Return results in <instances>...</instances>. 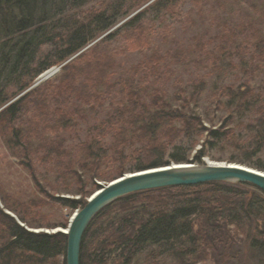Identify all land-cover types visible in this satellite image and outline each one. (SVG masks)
<instances>
[{
    "label": "trees",
    "instance_id": "trees-1",
    "mask_svg": "<svg viewBox=\"0 0 264 264\" xmlns=\"http://www.w3.org/2000/svg\"><path fill=\"white\" fill-rule=\"evenodd\" d=\"M84 1L0 0V135L26 163L38 193L48 194L35 160L49 164L59 192L78 196H49L73 212L86 204L89 188L100 187L97 181L122 176L131 157L140 160L134 169L157 167L169 163L163 158L173 147L174 161H188L175 144L185 135H205L195 162L207 146H233L244 158L231 161L264 171V87L223 82L233 69L263 74L264 80V0L254 1L233 27L219 21L213 47L197 37L164 52L153 46L154 22L165 23L181 0H130L122 13L70 10ZM120 16L125 21L113 29ZM44 46L50 48L46 55ZM135 51L144 57L114 76L119 58ZM59 66L57 76L32 87L43 72ZM175 66L210 73L183 85L177 79L171 92L166 82ZM204 91L225 110L217 127L205 125V113L197 110ZM107 94L113 100L102 126L111 143L89 136L69 148L65 134L82 115L101 108ZM245 115L250 132L240 140L230 126ZM36 200H11L0 190V264H66L65 234L27 229L43 225ZM245 240L253 252L264 249V192L257 187L210 182L160 188L129 194L101 210L84 234L80 264H198L207 249L221 247L224 259Z\"/></svg>",
    "mask_w": 264,
    "mask_h": 264
},
{
    "label": "rangeland",
    "instance_id": "rangeland-1",
    "mask_svg": "<svg viewBox=\"0 0 264 264\" xmlns=\"http://www.w3.org/2000/svg\"><path fill=\"white\" fill-rule=\"evenodd\" d=\"M151 1L154 0H150V2ZM254 1L258 0H181L180 3L177 4L173 15L169 14V17H164L162 19L163 21H166L165 23L162 24L160 20L154 22L155 32L152 34L153 46L159 47L164 52L167 51V49H173L176 46L192 43L193 39L198 37L199 39H202L204 43L213 47L217 44V40H215V38L217 31L220 30L218 22L226 20L229 26L233 27L242 21L244 12H247V9ZM146 5L147 3L142 5V7ZM130 6V0H85L84 2H79L78 5L73 6L70 10L79 11L94 8L109 13L113 9L114 11L122 13L126 9H129ZM137 12L138 10H133V14ZM146 17L153 18V15L147 14ZM124 21L125 20L120 16L119 21H117L116 26L113 29L118 27ZM121 43L122 40L119 38L114 45L119 46ZM49 49L50 48L48 46H44L42 52L46 55V51ZM144 55L145 53L140 51L123 54L118 60V66L115 68L116 71L114 72V76L135 65L144 57ZM233 59L236 60L237 56L234 55ZM174 71L175 74L166 82L168 86H171L169 87L171 92L175 91L177 88L176 86L179 85V83H181L180 85H183L189 80L206 77L205 75L210 73L204 68L195 69L194 66H188L186 68L175 66L171 74H173ZM59 73L60 72L57 71L53 76L41 81L36 86L46 82L47 80L53 79ZM262 75L263 74H249V72L233 69V71L227 73L223 82L228 84H239L240 82L249 81L254 86L255 90H260V88L264 87L262 85L264 82ZM207 76L208 80L212 79L209 75ZM177 79L180 81L176 85ZM209 97L210 92L204 91L201 100L198 102L199 105L197 110H199V112H203V114L205 113L203 117L205 119L207 118L205 120L207 122L205 125L217 127L225 118V110L216 107L211 97ZM112 100L113 97L107 94L105 97V103L101 108L97 109L95 112L87 113L80 117L78 126L74 127V129L65 134L67 138L66 145L69 148H73L80 141L85 140L89 136L102 138L106 145L111 143V134L110 132L105 131L102 125L104 120H107ZM70 104L73 105V102L70 101ZM208 118L213 120L214 125L209 123L210 120ZM248 120H250L249 115H245L242 120L236 118L231 123L230 127L233 129L232 134L236 135L237 138H240V140H242L243 137L248 135L250 132L249 128L246 127ZM204 137L205 135L202 134L182 136L175 144L181 146V154L185 155L188 161H174L173 158H171V155H173L175 151L174 148L171 147L163 158L169 163L158 166H165L173 163H193L197 166H202L204 164H209L210 162L244 164L240 161H231L232 158L243 160L244 156L240 150L234 148L233 146L230 147L220 145H217L216 147L207 146L204 150V155L199 161L195 162V155L201 148L202 139H204ZM233 137L235 138V136ZM195 140L198 141L194 143ZM132 150L133 148L126 149L124 154L127 156L131 155ZM34 164L36 175L42 186H44L48 192L46 195L38 193V188H36L33 183L30 172L26 169V163L18 160L17 156L12 155L4 143V138L0 135V190L2 192H6L10 196L11 200L26 202L30 198H35L37 200L39 198L37 211H40V214H38L37 218L42 220L43 225L41 228L30 229L37 232L56 233V229L61 227L58 224H69V220L76 210L70 212L68 209L57 205L55 200L51 199L49 196H66L74 198H78V196L68 195L65 194V192H59L57 190V185L59 183L54 180L56 174L49 172V164L42 163L38 160H35ZM139 164L140 160L138 158H129L127 160L126 171L122 175L128 172L153 168L148 166L142 169H134ZM117 177L119 176L113 175L109 179L99 180L97 182L104 185ZM94 191L95 188H89L87 192L93 193ZM86 195H88V193ZM87 198L88 197L84 199ZM6 211L13 214L9 210ZM33 211H35V209H33ZM17 220L22 223L18 218ZM47 224L54 225L56 227L51 228ZM229 250L230 255L227 258L220 259L221 247L220 250L216 251L207 249V255L198 264H264V249L253 252V250H250L246 240L237 241V245L233 246Z\"/></svg>",
    "mask_w": 264,
    "mask_h": 264
},
{
    "label": "water",
    "instance_id": "water-1",
    "mask_svg": "<svg viewBox=\"0 0 264 264\" xmlns=\"http://www.w3.org/2000/svg\"><path fill=\"white\" fill-rule=\"evenodd\" d=\"M55 68H57L55 70L56 73L61 66ZM41 76L42 74L32 87L50 78V76L47 78H42ZM187 164L192 166L182 165L173 166L172 168L169 166L170 168L165 167L161 170L141 175H135L134 173L136 172H134L129 176L122 175L117 177L107 184H99L100 187L87 199L86 204L73 213L69 220L67 231L64 232L60 228L56 230L67 237L66 264H80L83 237L93 218L115 200L129 194L167 187L194 186L210 182L247 183L264 192V175H261L264 171L258 168L242 163L204 164L202 166H197L193 163ZM6 213L15 217L10 212L6 211ZM19 224L24 226L23 223L19 222ZM28 230L37 232L31 229Z\"/></svg>",
    "mask_w": 264,
    "mask_h": 264
},
{
    "label": "bare ground",
    "instance_id": "bare-ground-1",
    "mask_svg": "<svg viewBox=\"0 0 264 264\" xmlns=\"http://www.w3.org/2000/svg\"><path fill=\"white\" fill-rule=\"evenodd\" d=\"M57 68H55V67H53V68H50V69H48V70H46L45 72H43L42 73V78H47V77H51V76H53L54 74H55V70H56ZM224 162H210L209 164L210 165H219V164H223ZM182 165H188L187 163H173V164H170V165H165V166H158V167H154V168H151V169H146L145 171L143 170V171H141L140 172V170H138L139 172H137V171H134V172H136V173H134V172H128V173H125L124 175H127V176H129L130 174H132V173H134L135 175H141V174H144V173H149V172H152V171H156V170H161L162 168H167V167H173V166H182ZM188 166H192V165H188ZM169 167V168H170ZM176 168V167H175ZM131 176H134V175H131ZM92 195V194H91ZM90 195V196H91ZM57 230V229H56ZM60 230H63L64 232H66L67 231V227L66 228H63V227H60Z\"/></svg>",
    "mask_w": 264,
    "mask_h": 264
},
{
    "label": "snow or ice",
    "instance_id": "snow-or-ice-1",
    "mask_svg": "<svg viewBox=\"0 0 264 264\" xmlns=\"http://www.w3.org/2000/svg\"><path fill=\"white\" fill-rule=\"evenodd\" d=\"M261 175H264V173H261Z\"/></svg>",
    "mask_w": 264,
    "mask_h": 264
}]
</instances>
